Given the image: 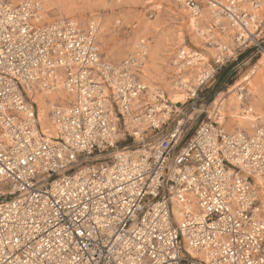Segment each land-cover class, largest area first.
Listing matches in <instances>:
<instances>
[{"label": "built area", "instance_id": "2783aa9c", "mask_svg": "<svg viewBox=\"0 0 264 264\" xmlns=\"http://www.w3.org/2000/svg\"><path fill=\"white\" fill-rule=\"evenodd\" d=\"M47 3L0 0V185H8L0 217L35 209L33 198L43 209L47 200L51 216H60L59 221L50 217L49 231L68 230L61 234L67 249L61 255L85 264L142 259L137 254L142 232L150 239L140 236L139 243L154 248L159 264H173L181 247L175 264H216L225 243L243 259L248 241H237L264 235V160L244 159L236 139L243 130L246 139L259 143L264 123L253 111V79L260 69L264 78V0L183 2L195 27L169 56L172 88L185 95L177 107L167 91L143 80L148 41L140 40L124 59L111 62L99 49L100 23L49 19ZM30 4H42L43 10ZM24 27L29 31L21 35ZM246 54L255 60L225 94L232 96L237 116H254L251 132L226 129L221 103L205 104L200 97ZM9 62L30 67V75L13 77L3 70ZM41 93L55 95L44 97L47 105L52 102L44 122L50 135L42 131L34 100ZM191 114L203 120L183 142ZM179 116L185 120L174 119ZM85 205L79 224L86 235L78 237L71 229ZM208 238L212 243L205 244Z\"/></svg>", "mask_w": 264, "mask_h": 264}, {"label": "rangeland", "instance_id": "374dc122", "mask_svg": "<svg viewBox=\"0 0 264 264\" xmlns=\"http://www.w3.org/2000/svg\"><path fill=\"white\" fill-rule=\"evenodd\" d=\"M180 5L178 0H107L102 2L98 0H62L56 9L52 10H50L52 6L48 2L46 10L49 19L69 18L82 23L100 22L103 31H100L98 36L99 49L102 55L111 62H119L124 59L132 51L133 45L140 40L148 41L149 51L144 69L150 70L152 81L148 80L147 82H153L154 85L167 91L164 82L165 80L171 82L173 72L169 66L170 53L188 33L185 30L186 25L182 23ZM147 27L148 31H145ZM254 60L255 57L252 58L251 54H246L237 62L223 69L212 86L200 94V97L204 99L202 102L208 104L218 95V92L226 93V90L238 79L240 73ZM259 79L261 82L255 81V78L253 80L254 94H257L253 106L260 101L259 90L264 93L263 73ZM224 96L226 101L223 100L221 106V113L224 117L223 124L226 129L232 130L236 128V123H232L233 118L227 110L228 104L234 103L231 110H235L236 116L237 109H235L232 96L231 100L226 99L230 94H224ZM256 105L253 108L254 112ZM180 111L186 116L188 115L184 106ZM256 113L260 117L264 116V111H256ZM174 119L185 120V117L179 116ZM202 120V116L197 117L196 114H191L184 125L183 142L192 135ZM7 187V184L0 185V201L8 198Z\"/></svg>", "mask_w": 264, "mask_h": 264}, {"label": "snow or ice", "instance_id": "6c2138e0", "mask_svg": "<svg viewBox=\"0 0 264 264\" xmlns=\"http://www.w3.org/2000/svg\"><path fill=\"white\" fill-rule=\"evenodd\" d=\"M27 7L43 10L42 4H30ZM35 15L37 21H39L40 12L37 11ZM9 19H11V17H9ZM22 19L26 20L27 17H22ZM69 27L74 30L75 24ZM93 27L95 26L93 25ZM28 31L29 29L24 27L21 31V35H25ZM52 31L54 33L55 29H52ZM4 39L11 40V36L5 37ZM72 47V44L68 45L69 49ZM11 50V46L9 45L8 51L11 52ZM41 51L45 50L41 49ZM61 55H63V53H61ZM2 56H4V52L0 51V57ZM59 63L63 64L65 61L60 60ZM3 70L10 73L13 77L18 75L28 76L31 73L30 67L24 64L17 67L16 65L10 64V62L4 64ZM31 78L35 79V76ZM2 110L3 106L0 105V111ZM253 135H255V133H253ZM246 136L247 133L242 130L236 137L243 146V158H250L257 161L264 160V123L261 124V130L259 132V143L255 139H246ZM208 158L210 160L212 159V157ZM242 162L243 160L238 161V163ZM3 173L4 169L0 168V174ZM33 199L34 203L37 204L35 209L28 207L23 214H17L15 216H13L10 211L8 215L0 217V259H2L3 264H85L83 260L77 259V256H73L71 260H69L66 256L61 255V253L67 252L64 243L61 242V234L63 233L65 236L68 235V230L61 228L59 231H49V228L53 227L50 217L51 219L59 221L60 216H51V210L47 209V200H45V207L42 209L39 207V202L36 201L35 198ZM12 207L16 208L17 213H19L16 204L12 205ZM69 208L75 210L74 205H69ZM87 210V205H85L83 211L76 212V217L73 220V223H76L77 227L71 230L76 233L78 237H84L86 235V232L80 228L79 221ZM65 222H67V220H65ZM212 227L216 228L217 226L213 225ZM42 233L44 234L43 236L41 235ZM91 235V230H88L87 236L91 237ZM140 236H143L145 241L150 239V237L143 232L137 236V243L139 244L137 254L142 259L136 260L130 258L129 264H159L154 254V248H149L147 243L140 244ZM245 241H248V252L244 255L243 259L238 258L236 253L232 252V249L225 243L223 245V251L219 253L221 259H219L216 264H225V259L229 252H232L233 259L229 261L228 264H264V246H261V242H264V235H259V239L257 238V234L245 235L244 238L237 241V243L243 245ZM204 243H212L211 238L205 240ZM84 247H87V245H84ZM182 250L183 247L176 251L173 256V264H175ZM192 251L197 253V249H192ZM254 251H258L259 255L253 257L252 253ZM100 264H103V261H101ZM210 264H212V262H210Z\"/></svg>", "mask_w": 264, "mask_h": 264}, {"label": "bare ground", "instance_id": "6f19581e", "mask_svg": "<svg viewBox=\"0 0 264 264\" xmlns=\"http://www.w3.org/2000/svg\"><path fill=\"white\" fill-rule=\"evenodd\" d=\"M98 1L99 2H102V1H107V0H98ZM178 1L181 3V5H180L181 6L180 7V12H181L182 19H183V22L182 23L186 25L185 28H187L188 32L191 34L192 30L195 27L194 20L189 15L188 11L184 8L183 1L182 0H178ZM48 2L50 3V6H52V8H50V10H52L54 8L56 9V7L62 2V0H48ZM100 31L101 32L103 31L102 30V27H101ZM145 31H148V27L145 28ZM156 48H157V45H156ZM150 61L152 63V57L150 58ZM260 64H261L262 68L264 69V61H263V59L260 60ZM261 70L262 69H260L259 72L257 73V75L255 76V81H260L261 82V80L259 79V76L262 73ZM151 75H152V73L150 72V70L149 71H148V69H144L143 70V80L150 87L153 84V82H147V81L148 80L152 81L151 80V77H150ZM164 83H165V86H166V89H167V95H168V98H169L171 104L174 105L175 107H177V105H179L180 103H182L184 101L185 95L182 92L178 91V90H174L172 88V84H171L170 81L165 80ZM259 91H260L259 92L260 101H259V103L257 105L255 104L256 105L255 112L256 111H260V112H263L264 111V93H262L261 90H259ZM224 94H225L224 92H221V93H219L214 98L215 99V104L221 103L220 105L222 106V104H223L222 102H223V100H225L224 99V97H225ZM46 96L49 97L50 99H52V98L55 97V95L53 97V96H50V95L41 93V94H37L34 97V100L39 105V119H40V122H41L42 131H43V133L50 135L51 134V129L47 128V126H45V123L44 122L47 120L46 119V111H47V108H48L49 105L51 106L52 102L47 105V102L44 99V97H46ZM226 99H230L231 100L232 98H231V96H228ZM254 103H255V101H254ZM228 105H229V107H227V110L230 112L231 117L233 118L232 123H236V128H242V129L247 130L248 132H251L252 131L251 128L254 127V125H255V122H254L255 121V118H254V116H248L246 118H241L239 116L237 117L236 114H235V110H233V111L231 110V106L234 105V103L233 102H230V104H228ZM235 109H237L236 104H235ZM173 213L175 214V216H178V210L176 208H174Z\"/></svg>", "mask_w": 264, "mask_h": 264}, {"label": "trees", "instance_id": "16d2710c", "mask_svg": "<svg viewBox=\"0 0 264 264\" xmlns=\"http://www.w3.org/2000/svg\"><path fill=\"white\" fill-rule=\"evenodd\" d=\"M219 93H221V92H218L217 94H219Z\"/></svg>", "mask_w": 264, "mask_h": 264}]
</instances>
